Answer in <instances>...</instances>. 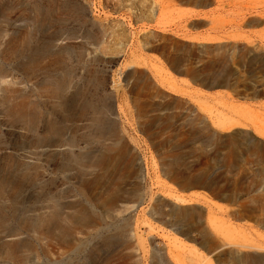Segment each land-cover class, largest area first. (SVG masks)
Segmentation results:
<instances>
[{
    "label": "rangeland",
    "instance_id": "obj_1",
    "mask_svg": "<svg viewBox=\"0 0 264 264\" xmlns=\"http://www.w3.org/2000/svg\"><path fill=\"white\" fill-rule=\"evenodd\" d=\"M179 247L264 257V0H0V264Z\"/></svg>",
    "mask_w": 264,
    "mask_h": 264
},
{
    "label": "bare ground",
    "instance_id": "obj_2",
    "mask_svg": "<svg viewBox=\"0 0 264 264\" xmlns=\"http://www.w3.org/2000/svg\"><path fill=\"white\" fill-rule=\"evenodd\" d=\"M125 156H126V151L122 150L119 153H116L114 156H108V157H105L104 159H102L100 161V163L103 164L104 165L103 167L105 168L103 176L104 177L105 176H107V177L111 176L110 170L112 171L113 169H116L118 167V164H120V162L122 161V159H124ZM104 177L98 179L97 181H93V185H96L95 188L98 187L100 184H102V185L104 184V182H103L105 180ZM102 179H103V181H102ZM108 183H109V181L106 182V185ZM104 186H105V184H104ZM194 212H195V209L191 206L178 207V206L174 205L169 210V213L175 217L174 224H178V223H182V222L188 223V220L192 217ZM80 218L83 219L82 215L78 216L76 220H78ZM212 226H213V230L216 233H219L220 235H222V231H223L222 225L216 224V226H214L212 224ZM176 231L179 232L180 235H182L184 237L186 236V237L191 239V237H190L191 232H189L187 229H184L182 226H178L176 228ZM214 231H213V233H214ZM216 233H215V235L218 237V235ZM129 236H133V238L136 239V236L134 233H132V228L130 226H129ZM119 237H121V235H119ZM136 240H137V244L139 245V247L145 248L144 247V241L140 237H137ZM223 243H224V241H222V244L216 243L213 246H207V244L204 243L205 244V245L203 244L204 250L207 251V255H205L206 258H209L212 255H214L215 261L217 262L225 254H230L231 253L230 250H225V248H227L228 245L226 243H224V244ZM183 247H185V246H183ZM180 249L182 250V249H186V248H181V247L177 248V250H180ZM186 250H189L190 253L189 254L173 253V250L169 249V250H165V252H163V254H165V256H167V257L168 256L171 257L174 264H184L186 261L190 262L191 264H200L199 263L200 262V260H199L200 254H198L197 252H193L195 250L191 249V248H188ZM158 255L161 256V259L164 258V257H162L163 255L161 253H159ZM155 257H156V259H155ZM154 259L157 261L158 256H154ZM237 260L240 261V263H242V264H264V257L259 255V253L242 254V255H239L237 257ZM207 262H208V264H210L209 261H207Z\"/></svg>",
    "mask_w": 264,
    "mask_h": 264
}]
</instances>
